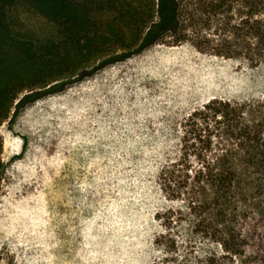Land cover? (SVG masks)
Wrapping results in <instances>:
<instances>
[{"label":"rangeland","instance_id":"374dc122","mask_svg":"<svg viewBox=\"0 0 264 264\" xmlns=\"http://www.w3.org/2000/svg\"><path fill=\"white\" fill-rule=\"evenodd\" d=\"M9 16L26 38L55 33L25 1ZM172 40L103 57L13 107L0 125V264H153L161 255L155 213L181 202L166 198L158 169L186 152L198 160L196 137L180 140L182 117L213 97L264 93V72ZM183 225L172 230L180 243Z\"/></svg>","mask_w":264,"mask_h":264},{"label":"trees","instance_id":"16d2710c","mask_svg":"<svg viewBox=\"0 0 264 264\" xmlns=\"http://www.w3.org/2000/svg\"><path fill=\"white\" fill-rule=\"evenodd\" d=\"M21 1L54 24L52 37L15 31L9 8ZM167 34L172 45L264 72V0H0V125L62 78ZM179 124L182 143L199 141L198 160L186 152L158 169L162 192L181 204L155 213L165 230L153 264H264V93L210 98ZM2 147L0 136V168Z\"/></svg>","mask_w":264,"mask_h":264}]
</instances>
